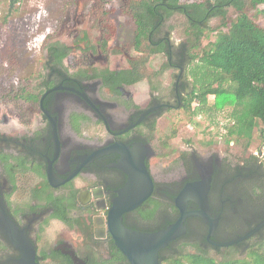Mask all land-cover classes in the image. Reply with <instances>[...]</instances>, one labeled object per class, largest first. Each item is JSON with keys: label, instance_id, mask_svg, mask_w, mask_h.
<instances>
[{"label": "flooded vegetation", "instance_id": "1", "mask_svg": "<svg viewBox=\"0 0 264 264\" xmlns=\"http://www.w3.org/2000/svg\"><path fill=\"white\" fill-rule=\"evenodd\" d=\"M166 20L149 35L163 46L152 52L166 57L161 69H179L170 87L159 77L135 80L132 64L123 72L119 63L110 70L87 58L68 71L71 52L91 51L82 31L74 44L51 42L66 47L61 58L47 46L36 82L0 107V264H25L30 255L35 264H131L117 245L116 236H124L114 215L119 202L126 207L141 193L142 165L152 188L121 213L125 231L167 229L181 216L180 193L208 182L207 211L197 193L190 192L198 202L185 195L180 200L190 214L182 221L184 232L158 251L159 264H189L193 255L215 263L241 260L262 244V150L248 151V145L237 152L232 139L223 145L203 141V150L190 143L173 147L172 131L157 134L158 119L186 109L193 88L187 43L174 48L167 29L158 36ZM143 80L148 86L142 93L135 85Z\"/></svg>", "mask_w": 264, "mask_h": 264}, {"label": "rangeland", "instance_id": "2", "mask_svg": "<svg viewBox=\"0 0 264 264\" xmlns=\"http://www.w3.org/2000/svg\"><path fill=\"white\" fill-rule=\"evenodd\" d=\"M203 1L207 0H179V3L184 5ZM136 2L137 0H0V107L5 108L9 98L20 97L17 94L29 84L33 85L36 82L34 76L45 61L44 49L51 42L73 41L74 44L82 31L88 33L87 43L92 52L81 53L77 49L71 52L67 66L72 67H69L68 71L74 70L75 63L84 62L87 58L89 62L92 61L93 66L106 63L110 70L115 69L119 63L123 72L129 68L130 61L144 60L142 73L147 79L151 77L153 78L151 80H154L159 77L163 86L173 85L174 77L179 72L176 64L173 63L174 66L161 70L162 65L167 63L163 53H148L147 40H144L139 48L134 44L136 25L130 9L136 8ZM248 13L254 16L255 11L248 9ZM236 14L235 9L229 6L225 22L234 20ZM254 20L264 26V19L254 16ZM201 23L204 30L199 48L214 40L221 20L218 17H211ZM162 26L164 32H160L158 36L161 38L166 36L165 29L169 30L174 48L183 49L182 44L187 43L191 54L199 53V48H189L187 34L190 25L184 14L172 12ZM192 63L197 64V60ZM189 72V81L192 84L193 78ZM147 86L143 80L135 85V89L143 93ZM207 99L208 104L212 105L214 96L210 95ZM193 107L195 108L196 104L191 108ZM191 111L178 108L164 113L157 121V134L162 137L174 130L175 135L171 144L173 147L190 143L194 148L203 150L201 146L203 141L213 140L218 145L226 143L225 140L228 139L226 130L231 123L230 106L219 110L205 107L195 114H191ZM263 138L264 123L258 122L247 150L258 153L260 149L264 153ZM231 139L237 152L246 151L243 149L244 140L237 142Z\"/></svg>", "mask_w": 264, "mask_h": 264}, {"label": "trees", "instance_id": "3", "mask_svg": "<svg viewBox=\"0 0 264 264\" xmlns=\"http://www.w3.org/2000/svg\"><path fill=\"white\" fill-rule=\"evenodd\" d=\"M135 5L136 8L130 9L136 25L134 44L139 48L147 40L149 53L156 52L154 50L161 52L162 44L154 42L149 34L172 12H180L189 20L190 31L187 36L190 49L199 48L204 30L200 22L211 17L221 20L214 40L199 48V53L191 54L188 50L197 64L192 63L193 66L188 69L193 78V88L186 110L191 109V114H195L205 107L219 110L230 106L231 123L226 130V141L231 138L237 142L244 140L243 146L246 148L257 123H264V26L254 20V16L264 19V0H207L184 5L179 0H137ZM229 6L235 9L237 16L225 22ZM248 9L255 11L254 16L248 13ZM102 43L105 44L104 41ZM47 48L61 51L56 57L58 60L66 50L64 45L55 42ZM131 64L135 80H140L144 76V60H134ZM210 95L214 96L212 105L207 101ZM193 104H196L195 108H191ZM172 134H175L174 130ZM171 262L183 264L180 259ZM189 264H264V239L262 244L253 245L244 259H227L215 263L211 259L193 255L190 256Z\"/></svg>", "mask_w": 264, "mask_h": 264}, {"label": "water", "instance_id": "4", "mask_svg": "<svg viewBox=\"0 0 264 264\" xmlns=\"http://www.w3.org/2000/svg\"><path fill=\"white\" fill-rule=\"evenodd\" d=\"M205 182L190 184L191 186H187L186 189H184L182 193H180L176 201V206L180 210L181 216L177 220V222L170 225L167 229L159 231L154 234H142V233H134V232L125 231V229L120 224L121 213L124 210H127L128 208H132L138 205L142 200H144L149 195L151 188H152L148 175L142 165L141 178H140V185L142 187L141 193L137 195L134 199H132L127 204L126 207L124 206V203L123 205H121L122 203L119 202V204L115 208V215H114V218L116 222L118 223L117 225V228L119 230V231L117 230L118 233L119 234L122 233L124 238L128 239L127 243L125 244L124 240L122 241L118 240V239H121L122 236H119V235L118 237L116 236L117 238L116 241H118L117 245L120 247V249L125 254L127 259L131 262V264H159L158 263V251L160 250V248L165 246L171 240H174L175 238L179 237L184 232V228L182 227V221L188 214H190V213L185 212V204L180 202V200H182L184 195L186 198H188V197H192L190 192L197 193L198 198H199V204L201 205V211L208 210L207 203H206L208 182L207 181ZM130 188L132 190V184ZM196 188L198 189L199 192H195ZM192 199L196 200L193 197ZM184 201H186V199ZM196 214L201 215L202 213L200 214V212L197 211ZM262 225H264V221L261 223L260 226ZM124 238L122 237V239ZM25 264H35L32 255H30L29 258L26 259Z\"/></svg>", "mask_w": 264, "mask_h": 264}]
</instances>
